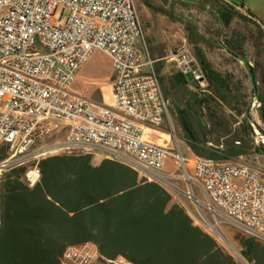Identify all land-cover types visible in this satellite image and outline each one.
Returning <instances> with one entry per match:
<instances>
[{
    "label": "built area",
    "instance_id": "2783aa9c",
    "mask_svg": "<svg viewBox=\"0 0 264 264\" xmlns=\"http://www.w3.org/2000/svg\"><path fill=\"white\" fill-rule=\"evenodd\" d=\"M95 50L111 61L109 106L70 91ZM169 59L184 76L196 64L185 51L170 52ZM157 62L134 0H0V148L8 154L0 176L35 163L26 173L34 186L43 157L102 155L163 187L210 236L221 237L230 227L264 245V174L241 163L181 154ZM194 75L195 82L203 78ZM164 123L171 146L146 136ZM62 131L64 137L57 136ZM168 158L174 173L165 171ZM234 253L239 264H248ZM99 258L96 246L85 244L68 248L61 264H99ZM106 263L130 264L122 257Z\"/></svg>",
    "mask_w": 264,
    "mask_h": 264
},
{
    "label": "trees",
    "instance_id": "16d2710c",
    "mask_svg": "<svg viewBox=\"0 0 264 264\" xmlns=\"http://www.w3.org/2000/svg\"><path fill=\"white\" fill-rule=\"evenodd\" d=\"M227 13L232 19L234 14ZM187 31L196 45L194 37H201L193 27ZM228 52L247 61L241 50ZM194 56L207 81L204 89L210 92L201 103L211 124L244 144L240 155L252 151L264 156V145L253 148L241 137L251 133L248 120L241 130H232V123L215 110L224 103L241 116L248 109L241 88L210 68L197 47ZM260 70L262 86L256 82L253 95L264 124V65ZM172 83L185 86L187 80L178 73ZM196 146L198 156L230 159ZM7 157L6 147H1L0 161ZM34 165L11 168L0 178V264H61L68 248L85 244L96 246L101 263L122 257L132 264H236L212 236L194 226L167 190L123 164L103 159L95 165L92 155L83 154L47 156L37 162L40 177L30 186L26 173ZM241 245L249 262L264 264L263 244L245 237Z\"/></svg>",
    "mask_w": 264,
    "mask_h": 264
},
{
    "label": "rangeland",
    "instance_id": "374dc122",
    "mask_svg": "<svg viewBox=\"0 0 264 264\" xmlns=\"http://www.w3.org/2000/svg\"><path fill=\"white\" fill-rule=\"evenodd\" d=\"M197 1L198 3L194 4L183 0H134L148 51L153 59L159 60L155 64V71L168 102V117L179 141L181 154L185 158H194L197 154L192 146L199 143L207 150L217 151L220 155H227L230 158L218 161L241 163L261 171L264 169V156L252 151L240 155V151L245 148L244 144H240L239 139L228 136L226 132L218 130L211 124L207 108L201 103L207 93H210L208 90L201 89L197 82L190 87L172 83L173 77L180 71L174 62L170 61L169 55L170 52L185 51L195 58L194 51L197 47L204 57L214 62L215 71L229 76L230 81H237L248 109H244L239 116L223 103L215 108L217 115L228 125L232 123V130H241L243 121L248 120L251 133L249 136L242 133L243 141H249L253 148L264 145L262 138L264 125L261 131L254 120L255 111L259 109L260 103L253 95L254 84L251 74L245 63L233 59L228 52V49L241 50L250 67L256 70L257 85L262 86L260 67L264 65V28L261 26L264 24V0H225L234 6H244L261 24L246 20L247 18L232 11L228 4H222L221 0ZM228 11L234 14L233 19L229 21L227 16H224L223 22L219 14ZM188 26L195 28L196 35L201 37L200 39L194 37L197 39L196 45L190 40ZM137 45L143 49L140 39ZM111 80L110 59L103 52L95 50L87 60L85 74L77 76L74 81V94L102 106L101 91L106 90ZM183 122L187 124L193 137L185 132ZM164 125L163 130L170 132L168 123ZM48 140L47 138L45 142ZM98 161L95 160L94 163ZM166 164L165 171L174 173V160L168 158ZM235 183L242 186L243 181L235 180ZM173 200L179 204L177 200ZM221 235L220 237L213 234L212 237L233 257L236 264L239 262L234 252H238L248 264H253L243 255L241 245L245 239L243 235L230 227H224Z\"/></svg>",
    "mask_w": 264,
    "mask_h": 264
},
{
    "label": "crops",
    "instance_id": "0c3cea01",
    "mask_svg": "<svg viewBox=\"0 0 264 264\" xmlns=\"http://www.w3.org/2000/svg\"><path fill=\"white\" fill-rule=\"evenodd\" d=\"M221 1H223V2H225L226 4H228V5H230L231 6V8H232V11H234L236 14H240L242 17H245V18H247L246 20H251L252 22H254V23H257V24H261V23H259L258 22V20L256 19V17L255 16H253L251 13H250V11L248 10V9H246L244 6H242V7H238V6H234V5H232V4H229L227 1H225V0H221ZM222 14H225V16H227V18L230 16V19H231V15L229 14V13H222ZM220 15V14H219ZM232 19H233V17H232ZM231 19V20H232ZM230 21V20H229ZM262 27H264V24L263 25H261ZM229 55H230V57H232L233 59H236V60H239L238 58H236V57H234L232 54H230L229 53ZM205 60H206V62H207V65H209V67L210 68H212L214 71H215V69H214V62L213 61H211V60H209V59H207L206 57H205ZM171 61V60H170ZM195 61H196V59H195ZM239 61H241V60H239ZM173 62V61H172ZM242 62V61H241ZM244 63V62H243ZM174 64H175V66L177 67V65H176V63L174 62ZM245 65L247 66V68H248V71H249V73H250V68H249V65H247L246 63H245ZM85 66H86V64H85ZM85 66L81 69V71L78 73V75L77 76H79V75H84L85 74ZM177 70L179 71V69H178V67H177ZM197 72H200L201 74H202V72H201V68H200V66H199V64L196 62V64L194 65V67L192 68V72L188 75V76H185L186 77V80H187V84L185 85V86H188V87H190L191 86V84H193L195 81H194V74L195 73H197ZM217 72V71H216ZM217 73H219V72H217ZM252 79V78H251ZM253 82V81H252ZM198 83V85H199V87L201 88V89H204L206 86H207V81H206V79H204V78H202L199 82H197ZM231 84L235 87H238L239 85H238V82L237 81H233V80H231ZM70 91L74 94V82L72 83V85H71V87H70ZM102 92V94H101V100L103 101V104H101L102 106H109V105H111V89H110V84H109V86L106 88V90H103V91H101ZM81 97V96H80ZM82 98H84V97H82ZM85 99H87V98H85ZM87 100H89V101H91V102H93L92 100H90V99H87ZM95 105H100V104H98V103H96V102H93ZM254 120H255V123H256V125L258 126V128H261L262 129V126L264 125L263 124V122H262V119H261V114H260V110L259 109H257L256 111H255V114H254ZM165 124V123H164ZM161 125L158 129H156V130H153V131H150L146 136H147V138L149 139V140H151L152 142H155V143H158V144H163V145H171L170 144V141H169V138H168V135H169V132H166L165 130H163V128H164V126L165 125ZM64 135H65V131H62L60 134H58L57 136H59V137H64ZM178 147L180 148V146H179V141H178ZM103 159H106L104 156H102V155H94L93 156V161H95V160H99L97 163H94L95 165H99L100 164V162L103 160ZM168 173V172H167ZM170 173V172H169ZM3 175V174H2ZM1 175V176H2ZM1 176H0V178H1ZM173 203H176L174 200H173ZM176 204H178V203H176ZM181 206V205H180ZM182 207V206H181ZM186 212V211H185ZM187 214V213H186ZM188 215V214H187ZM189 216V215H188ZM190 218V217H189ZM191 219V218H190ZM193 224H194V222H193ZM194 226H197L196 224H194ZM198 227V226H197ZM202 230V229H201ZM203 231V230H202ZM205 232V231H204ZM206 233V232H205ZM130 263V262H129ZM130 264H132V263H130Z\"/></svg>",
    "mask_w": 264,
    "mask_h": 264
},
{
    "label": "water",
    "instance_id": "95a60500",
    "mask_svg": "<svg viewBox=\"0 0 264 264\" xmlns=\"http://www.w3.org/2000/svg\"><path fill=\"white\" fill-rule=\"evenodd\" d=\"M184 1H185V2H193V0H184ZM224 16H225V14H220L221 19H223ZM228 19L230 20V16L228 17ZM244 63H246L247 65H249L251 78H252L253 84H254V86H255V85H256V80H255V76H254V71H253V69L250 67V64H248L247 61H245ZM183 127H184L185 131H186L191 137H193L192 134H191V131L189 130V128H188V126H187V124H186L185 122H183Z\"/></svg>",
    "mask_w": 264,
    "mask_h": 264
},
{
    "label": "bare ground",
    "instance_id": "6f19581e",
    "mask_svg": "<svg viewBox=\"0 0 264 264\" xmlns=\"http://www.w3.org/2000/svg\"><path fill=\"white\" fill-rule=\"evenodd\" d=\"M30 176H31L33 179L37 178V174H35V173H31Z\"/></svg>",
    "mask_w": 264,
    "mask_h": 264
},
{
    "label": "flooded vegetation",
    "instance_id": "af4514ba",
    "mask_svg": "<svg viewBox=\"0 0 264 264\" xmlns=\"http://www.w3.org/2000/svg\"><path fill=\"white\" fill-rule=\"evenodd\" d=\"M184 1V0H183ZM189 3H198V1L197 0H193V2H189ZM184 129V128H183ZM185 130V129H184ZM186 132V131H185Z\"/></svg>",
    "mask_w": 264,
    "mask_h": 264
}]
</instances>
